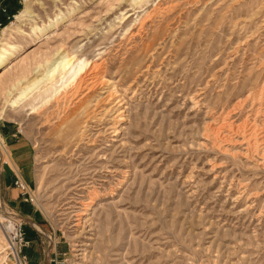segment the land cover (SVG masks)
Instances as JSON below:
<instances>
[{
  "label": "rangeland",
  "instance_id": "1",
  "mask_svg": "<svg viewBox=\"0 0 264 264\" xmlns=\"http://www.w3.org/2000/svg\"><path fill=\"white\" fill-rule=\"evenodd\" d=\"M11 5L0 119L34 144V201L69 244L62 264H264V0ZM79 61L118 93L85 129L88 97L65 86ZM5 199L0 264H17Z\"/></svg>",
  "mask_w": 264,
  "mask_h": 264
},
{
  "label": "crops",
  "instance_id": "2",
  "mask_svg": "<svg viewBox=\"0 0 264 264\" xmlns=\"http://www.w3.org/2000/svg\"><path fill=\"white\" fill-rule=\"evenodd\" d=\"M11 2L0 0V5L7 9L6 12L0 10L2 26L17 12ZM0 145H4L5 150V156L0 153V191L23 220V230L29 241L24 248L28 264H62L70 250L64 235L41 212L37 203L15 186L17 178H21L30 195L33 196L37 188L34 144L24 136L18 124L0 119Z\"/></svg>",
  "mask_w": 264,
  "mask_h": 264
},
{
  "label": "bare ground",
  "instance_id": "3",
  "mask_svg": "<svg viewBox=\"0 0 264 264\" xmlns=\"http://www.w3.org/2000/svg\"><path fill=\"white\" fill-rule=\"evenodd\" d=\"M23 1H24V4H25V7L28 8L29 7L30 0H23ZM26 11L27 10L21 11L19 13V15H21V16L24 15ZM9 30H10V25L4 26L2 28V30H1V35H4L5 32H7ZM6 61H7V57L4 54V52L1 51L0 52V70H1L0 71V78L4 75V73L6 71L9 70V68H11L13 66V64L16 63L15 62L13 64H11V63L6 64ZM70 62H71V59H68V54H67V56H65V58L63 57V58H60L58 60L53 61V63L50 66L51 68L48 70L49 75L53 77L52 74H55L56 72L59 73L60 70H62L61 67L64 68ZM9 64H11V65H9ZM89 65H90V62H88V61H79V62H77L76 63V66H75L76 67L75 68L76 70L74 71V73H72L73 74V78H71L72 80L65 83V86H67L68 84L71 86L73 96H77V95H81V94L83 95L84 94V97L85 96L88 97L87 98L88 100L87 101L84 100L85 102L84 101L83 102L85 104H87V105H91V107L89 109H85V111H81V112L77 113L78 114L77 115L78 116V122L82 126V128H84V129L89 126L90 122L102 121L104 119L102 117L99 118L100 117V116H98L99 114H96V110H98L100 108L99 106H98L99 108L97 107L98 109H93L92 110V108H93L94 105L97 106V104L100 103V102H98L99 100L102 101V102H104V103H106L108 105L107 107H105L104 109H102L103 112L106 114V113H110L111 111L114 110L117 102L115 103V102H113V100L115 98H117V96H118V93H115V91L113 92L112 89H110V87H111L109 85L110 83H107V80L103 79V76H102L101 72H98L97 66H94V65H90L89 66ZM87 66H89L88 69L86 68ZM96 89H99V93L97 92L98 93V96L97 97H94L91 93L94 90H96ZM26 93L27 92L24 91L15 100L11 101V104L13 105V107L14 106H17L19 104L20 99H22L23 96L26 95ZM93 98H95V99L93 100ZM94 101H96L97 104H94L93 105V102ZM80 109H81V107L77 108L76 111H78ZM119 113H121V111ZM111 115H112V113H111ZM117 116H119V115H117ZM123 118L124 117L121 116L120 118H118V120H123ZM82 138H83V136H82ZM96 140H97L96 138H94V139L89 138L88 141H90L91 145H94L96 143ZM16 257L18 258L17 255H16Z\"/></svg>",
  "mask_w": 264,
  "mask_h": 264
},
{
  "label": "built area",
  "instance_id": "4",
  "mask_svg": "<svg viewBox=\"0 0 264 264\" xmlns=\"http://www.w3.org/2000/svg\"><path fill=\"white\" fill-rule=\"evenodd\" d=\"M0 10L2 12H6L7 9L4 6L0 5ZM0 26L2 24L0 23ZM15 186L21 190L24 194L27 193L30 200L34 201V196L30 195L27 191V185L21 178H17L15 181ZM13 216H10V222L12 223V239L14 243V248L18 256L17 264H28V258L24 254V248L29 244V241L25 237V232L23 230V221L19 218V216L11 214ZM15 255V253H14Z\"/></svg>",
  "mask_w": 264,
  "mask_h": 264
}]
</instances>
